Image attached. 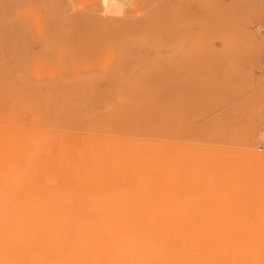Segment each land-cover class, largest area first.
I'll return each instance as SVG.
<instances>
[{
    "label": "rangeland",
    "instance_id": "374dc122",
    "mask_svg": "<svg viewBox=\"0 0 264 264\" xmlns=\"http://www.w3.org/2000/svg\"><path fill=\"white\" fill-rule=\"evenodd\" d=\"M102 2L0 0V214L264 233V0Z\"/></svg>",
    "mask_w": 264,
    "mask_h": 264
},
{
    "label": "bare ground",
    "instance_id": "6f19581e",
    "mask_svg": "<svg viewBox=\"0 0 264 264\" xmlns=\"http://www.w3.org/2000/svg\"><path fill=\"white\" fill-rule=\"evenodd\" d=\"M102 1H103L102 4L105 14H107L109 17L112 18L114 17L123 18L125 16V10H126L125 5L130 2V0H126V1L102 0ZM111 147L113 148V146ZM8 148L10 147L8 146ZM117 149L119 150V147ZM12 150L10 152L13 153ZM17 150L19 151V149ZM17 150L15 151L17 152V154L22 153L20 151L18 152ZM23 150L25 151L26 149ZM7 151L9 152V149ZM112 151L115 152L114 150H111V152ZM123 153L126 154L130 152H123ZM88 154L85 155L88 156ZM21 156L19 157L17 155L16 159L18 157L21 158ZM13 158L12 160H14ZM82 158L83 157L79 159ZM104 160H107V158ZM93 161H94V167L89 165V169L90 166L93 168L95 167L97 168L99 166V163L97 162L98 159L94 158ZM3 163H5V165L3 166L5 167L6 161H4ZM83 163L85 162L84 161L82 163L80 162L81 165ZM24 164H25V159H24ZM8 166H10V164ZM74 168L76 170L77 167ZM82 168L83 166L81 167V169ZM71 169L75 171L72 166ZM1 170L2 169H0V172ZM11 170L12 169H10V172ZM68 170L69 169L65 171ZM98 170L101 171L99 167ZM102 170L105 172L107 171L104 168ZM88 172L90 174L91 170H89ZM71 173L72 171L70 172V175H72ZM103 175L102 176L100 175L101 178L103 177ZM73 177L78 178V174L77 176L75 174V176ZM86 178L83 179L84 180H87L88 178L91 179L90 177H88L87 179ZM93 182H97V181H93ZM91 185H93V183ZM169 194L171 195L173 194V192ZM126 195L127 194H125V196ZM175 196L177 195L175 194ZM109 197H113V195ZM177 197L179 198V196ZM188 197L190 198V196ZM133 198L135 197L132 196L131 199L133 200ZM185 199L188 200V198ZM126 201L124 200V197L123 198L113 197L112 200L108 201L109 202L108 205L115 208L116 206H118V208H120L119 205ZM3 204L4 203L0 204L1 207H3L2 206ZM150 204L148 205L150 206ZM121 208L126 210L124 206H122ZM44 213H46V211ZM47 215L34 214V215H30L29 217L26 215H16L14 213L12 215L0 214V264H264V233L261 232L262 234L248 235V236L242 235L240 234V232H238L241 230L242 227L240 225H233L236 219L231 225H228V223L226 224L218 223L217 220H215L217 224L208 223L206 225H200V226L191 225V226L180 227L179 224H173L169 226L153 224L151 226H144V227L143 226L129 227V226H118L119 224L130 225L133 223H128V222L118 223L119 218L116 217L117 216L116 214V216L113 217L111 222L109 221L108 223L102 222L104 223L102 225L85 224V222L81 220L84 223L83 225L65 227L63 226V219L57 216V214L56 215L52 214L48 216ZM99 215L100 214L97 215V218L99 217ZM171 216L174 217V215ZM79 218L81 219L80 216ZM107 218L110 217L108 216ZM174 219L177 220L176 218H173V220ZM225 220H228V217H226ZM98 221L99 223H101V220ZM177 222H179V220H177ZM140 223L138 225H140ZM94 226H102V227H94ZM246 229H250V226ZM254 229L255 231L259 230L257 228H253L252 230Z\"/></svg>",
    "mask_w": 264,
    "mask_h": 264
},
{
    "label": "built area",
    "instance_id": "2783aa9c",
    "mask_svg": "<svg viewBox=\"0 0 264 264\" xmlns=\"http://www.w3.org/2000/svg\"><path fill=\"white\" fill-rule=\"evenodd\" d=\"M126 1V0H125Z\"/></svg>",
    "mask_w": 264,
    "mask_h": 264
}]
</instances>
